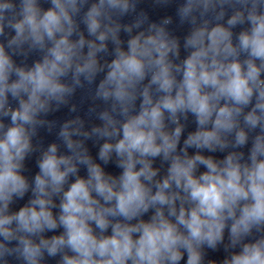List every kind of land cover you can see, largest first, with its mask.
Instances as JSON below:
<instances>
[{
  "label": "clouds",
  "instance_id": "1",
  "mask_svg": "<svg viewBox=\"0 0 264 264\" xmlns=\"http://www.w3.org/2000/svg\"><path fill=\"white\" fill-rule=\"evenodd\" d=\"M0 264H264V0H0Z\"/></svg>",
  "mask_w": 264,
  "mask_h": 264
}]
</instances>
